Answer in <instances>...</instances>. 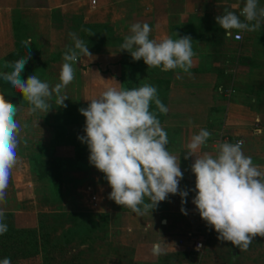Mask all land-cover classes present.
I'll return each instance as SVG.
<instances>
[{
  "label": "crops",
  "instance_id": "obj_1",
  "mask_svg": "<svg viewBox=\"0 0 264 264\" xmlns=\"http://www.w3.org/2000/svg\"><path fill=\"white\" fill-rule=\"evenodd\" d=\"M94 1L92 5L90 0H0V73L9 72L8 55L30 51L37 58L31 75L54 86L60 82L63 54L74 48L69 33H75L93 54V57L81 54L73 64L74 80L62 92L68 97L64 102L67 105L63 107L64 115L59 114L62 109L56 105L55 95L50 101L53 108L45 114L39 110L32 112L31 105L19 93L18 102L14 103L19 109L16 119L21 125L18 162L10 176L7 202L0 204V208L36 218L38 213L50 209L53 199L58 200L62 210L68 203L71 209L78 211L80 204L77 208L74 205L80 201L77 196L80 195L85 207L97 209L109 222L117 216L125 220L124 225L132 220L130 222L136 226L142 217L151 219L143 222L145 229H152L148 240L139 247L130 246L131 264H264V261L254 263L245 257L239 261L235 256L236 247L228 241L216 242V253L207 249L187 252L186 241L180 245L178 238L174 240L176 232L193 233L199 239L196 234L205 235L210 229L196 209L182 214L178 194H169L165 201L143 215L122 208L109 199L111 188L101 181L100 172L77 165L73 152V144L80 141L79 136L85 135V117L81 113L73 114L74 106L87 107L89 101L85 97L99 95L109 87L132 89L147 83L157 88L159 99L168 109L167 113H160L154 102L150 104V111L157 115L167 133V150L180 157L184 173L179 184L181 189L195 187V175L190 168L195 157L186 160L184 152L191 136L200 129L211 133L201 152L215 156L219 142L240 141L243 153L264 173V132L255 134L257 129H264V64L254 60L258 51L261 56L264 54V44H257L254 53H240L247 41L257 36L264 41V35L240 31L242 40L234 41L225 36L215 20L226 11L239 15L244 0ZM262 5L259 1V6ZM136 22L149 24L152 39L165 36L177 39L176 33L190 35L195 53L193 67L188 72L179 68L171 71L148 68L142 59L133 61L126 50L119 51L124 38L130 34V26ZM238 46L240 52L234 58L232 49ZM241 55L250 60L244 65L245 69L230 66L235 60L240 67L238 56ZM251 64L255 67H250ZM0 81L5 82L2 78ZM225 90L232 92L225 94ZM0 92L6 94L10 90L5 87ZM58 130L62 133L60 139H56ZM32 159L60 162L62 188L58 198L53 197L48 175L38 177ZM92 193L96 197V208L91 204ZM194 195V191H189L188 203H192ZM155 217H158V226L153 225ZM137 230L131 227L130 235L136 236ZM110 256L107 262H121L114 249Z\"/></svg>",
  "mask_w": 264,
  "mask_h": 264
},
{
  "label": "clouds",
  "instance_id": "obj_2",
  "mask_svg": "<svg viewBox=\"0 0 264 264\" xmlns=\"http://www.w3.org/2000/svg\"><path fill=\"white\" fill-rule=\"evenodd\" d=\"M215 20L226 37H231L233 30L256 31L264 25V7L259 6V0H244L239 15L226 11L217 15ZM151 32L149 24L133 23L119 51L126 50L133 61L142 59L148 68L162 71L179 68L188 72L193 67L195 53L190 35L176 33L177 39L168 36L152 39ZM69 35L74 48L63 54L60 82L54 86L34 74L26 80L21 79L31 55L12 62L10 72L0 73V78L22 94L32 112L39 110L46 114L53 108L50 103L53 95L57 106L67 107L64 102L68 97L62 92L74 80L73 64L81 54L93 57L88 46L75 33ZM236 38L239 39V35ZM85 99L89 101L87 107L79 109L85 117V135L78 139L89 149V163L104 174L111 188L109 199L122 208L143 215L165 201L169 194H178L182 205L180 211L187 215L183 205L187 203L189 191H194L192 203L206 225L217 232L219 240L247 250L254 237H264V173L250 156L243 153L242 142H219L213 156L201 152L211 133L200 129L193 134L184 159L195 157L190 165L195 175V187L181 189L179 184L184 173L180 157L167 150V133L157 115L150 111L153 102L160 113L168 111L155 86L145 83L132 89L109 87L99 95ZM18 111L14 103L0 95V204L7 202L10 176L18 162L21 131L16 119ZM261 132L264 129H257L255 134ZM5 219V210L0 208V235L8 230ZM0 264H12L11 258L0 259Z\"/></svg>",
  "mask_w": 264,
  "mask_h": 264
},
{
  "label": "rangeland",
  "instance_id": "obj_3",
  "mask_svg": "<svg viewBox=\"0 0 264 264\" xmlns=\"http://www.w3.org/2000/svg\"><path fill=\"white\" fill-rule=\"evenodd\" d=\"M264 7V0H259ZM220 31V30H218ZM249 34L252 33H259L261 35H264V25H262L261 29H258L256 31H248ZM245 34V33H244ZM263 40V39H262ZM260 40V38L257 36L255 40H250L246 42V47L244 50H247L246 52L243 50L240 52V48L234 47L233 53L234 58H236L237 53H243V54H249L250 52H255V49L257 47V44L262 45L264 44V41ZM256 43H255V42ZM259 47V46H258ZM261 47V46H260ZM257 56L254 57V60L258 62L259 64H264V54L262 56L259 54L260 52H257ZM255 55V54H254ZM238 61H240L241 66H237L235 60L230 62V66H236L237 69H245L244 65L250 63V60L248 61L243 55L238 56ZM238 63V62H237ZM239 67V68H238ZM250 67H255V65L251 64ZM236 69V70H237ZM58 108L62 109V113L59 114L64 115L63 111L64 108L61 106H58ZM81 106H74L73 107V114L80 113L79 109ZM72 109V108H71ZM61 124V119L57 120ZM62 125V124H61ZM79 193V192H77ZM78 198H80V201H78V204H75L74 206L80 204V206L77 208L79 212H82L83 214L88 213L92 216V218L97 221V223L104 224V227L102 229H98L95 231L93 229V233L91 234V239L89 237L83 239L82 242H79L77 239H72L62 247V245L52 248L51 252H48L46 257H42L41 254H36L33 257H29L27 259H20L18 256H15L11 258L12 264H111L110 262H107L108 257L111 258L110 254H112L113 250L108 249L107 246L114 247V251L117 252L120 255V263L119 264H131L129 263V253L131 250V245L134 247H139L145 240H148L147 238L151 236L152 229H145L143 222H148L151 219H147L142 217L140 220L141 222L138 223L136 226L131 223L132 220H127L126 225L123 224V221L121 218L115 216L112 218L113 220L109 222V219L106 218L105 220H101V214L100 212L94 209L89 210L88 207L84 206V201L81 200V196L77 195ZM53 198V197H52ZM55 198V197H54ZM54 201L56 199H53ZM50 202L51 206L50 209H48L47 212H40L36 215V218L27 215V214H13L12 222L17 227H33L37 224L38 221L43 222L46 226L49 227V238L56 239L61 231L62 228L69 225L68 221L64 219V216H60L62 212L69 213L76 211V209H71V205L66 203L67 206H65L62 210L61 206L59 205L58 200L56 202ZM45 203V202H44ZM46 204V203H45ZM70 205V206H68ZM84 206V207H83ZM187 210L190 209H196V206L193 203H186L183 205ZM47 207V206H46ZM48 208V207H47ZM96 208V207H94ZM52 211L51 213H48ZM45 214V215H44ZM146 219V220H145ZM103 221V222H102ZM154 226H158V217L154 218ZM131 224V225H130ZM133 227V229L137 230V235L134 236V234L129 233L130 228ZM206 228V227H205ZM203 229L206 230V229ZM112 230V231H110ZM208 231V229H207ZM151 232V233H150ZM161 233H163L161 231ZM177 236L174 239L177 244L178 240L181 238L183 239L185 237V234L176 232ZM202 233V232H201ZM196 234L199 236V239L203 241V245L201 249H207L208 251H212L216 253V242H222L217 238L218 234L210 226L209 231L207 234ZM165 234V233H164ZM201 234V235H200ZM192 236H195V234H191ZM180 237V238H179ZM201 237V238H200ZM204 237V238H202ZM113 242V243H112ZM210 245V249H209ZM0 248V259H3L4 255ZM236 254L235 256L238 257V260H243L242 258L245 257L246 259H251L254 263H259L264 261V237L256 236L254 239H252L251 244L247 248V250H241L239 248H235ZM12 251V250H11ZM106 252V253H105ZM108 255V256H106Z\"/></svg>",
  "mask_w": 264,
  "mask_h": 264
},
{
  "label": "trees",
  "instance_id": "obj_4",
  "mask_svg": "<svg viewBox=\"0 0 264 264\" xmlns=\"http://www.w3.org/2000/svg\"><path fill=\"white\" fill-rule=\"evenodd\" d=\"M31 55L28 63L25 65V70L21 74V79L25 80L29 75H31L32 67L37 63V58L35 55H32L30 51L25 52L21 55L10 54L7 57L9 72L12 70L10 64L16 60L28 57ZM8 88L9 93L2 94L7 101L12 103H17L16 99L20 92L13 88L7 82L0 81V89ZM62 133L58 130L56 134V139H60ZM74 160L77 165L82 167H91L95 166L89 163V149L86 143L81 141L73 144ZM32 164L35 167L38 177L48 175L49 185L52 190L53 197L58 198L61 193V180H60V162L58 160H38L32 159ZM100 172V171H99ZM100 178L102 182H107L104 178V174L100 172ZM6 219L4 223L7 224L8 230L5 234L0 235V248L2 249L3 257L13 258L18 256L20 259H27L33 257L36 254H41L42 257H46L48 252H51L52 248H56L60 245L64 247L72 239H77L79 242H82L83 239L89 237L91 239V234L93 229L98 230L104 227V224L97 223L91 215L88 213L83 214L79 211H73L69 213L62 212L60 216H64V219L68 221L69 225L62 228L58 237L56 239L49 238V227L43 224L42 220L38 221L37 224L33 227H17L13 224L12 218L13 213L5 212ZM45 215V214H44ZM101 220H105V216L101 214ZM103 222V221H102ZM108 249H115L112 246H107ZM12 250V251H11ZM106 253V252H105Z\"/></svg>",
  "mask_w": 264,
  "mask_h": 264
},
{
  "label": "built area",
  "instance_id": "obj_5",
  "mask_svg": "<svg viewBox=\"0 0 264 264\" xmlns=\"http://www.w3.org/2000/svg\"><path fill=\"white\" fill-rule=\"evenodd\" d=\"M90 3L92 5H94L95 1L94 0H90ZM237 35H239V37H240L239 39L236 38ZM231 38L234 41H241L242 40V34H241L240 31H233V34H232ZM231 92H232V90H225V94H229ZM90 200H91L92 206L94 207L96 205V197H95V195L93 193L90 194ZM184 241H186V243H184ZM178 243L180 245H183V243H184V249L187 252H195V251L200 250L201 247H202V241H201V239H198L195 236H192L191 234L185 235V237L183 239L180 238L178 240ZM198 245H200L199 248L197 247Z\"/></svg>",
  "mask_w": 264,
  "mask_h": 264
},
{
  "label": "water",
  "instance_id": "obj_6",
  "mask_svg": "<svg viewBox=\"0 0 264 264\" xmlns=\"http://www.w3.org/2000/svg\"><path fill=\"white\" fill-rule=\"evenodd\" d=\"M153 252L156 251V246L154 245L153 248H152Z\"/></svg>",
  "mask_w": 264,
  "mask_h": 264
}]
</instances>
